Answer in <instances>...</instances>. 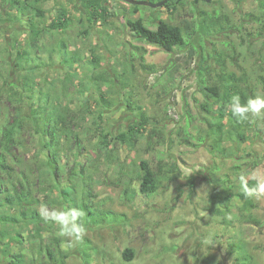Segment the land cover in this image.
Returning <instances> with one entry per match:
<instances>
[{"label":"rangeland","instance_id":"obj_1","mask_svg":"<svg viewBox=\"0 0 264 264\" xmlns=\"http://www.w3.org/2000/svg\"><path fill=\"white\" fill-rule=\"evenodd\" d=\"M26 3L29 9L36 5L31 0ZM78 4V0H47L41 4L45 16L35 17L31 21V11L20 13L19 19H15L18 5H12L10 0H0V115L2 110L12 108L9 100L2 96L11 90L5 83V77L17 61V52L28 49L34 58H40L45 67L32 71L30 76L36 80L38 88L49 90L64 74L63 69L58 66L57 50L59 42L65 39L69 52L79 50L82 54V61L76 67L80 79L86 82L87 90L91 89L88 78L92 74L93 53L100 57L102 67L114 66L123 72L134 51L132 45H145L149 51L146 61L162 67L158 74H152L143 70L135 60V74L130 78L127 89L122 92L120 84L116 87L113 83L103 85L107 98L112 102V109L105 115V120L113 132L124 130L128 116L133 113V109L126 106L128 100L135 102V112L143 110L157 125L165 124L168 133L187 124V112L199 122L200 104L204 101V95L196 74L197 64L202 58L201 53L207 55L214 53L216 48L225 49L223 41L227 39L224 35L204 37V48L201 47L204 50H201L200 44L198 50L193 52L177 50L172 57L176 65L171 67L169 53L136 40L127 24L128 19L143 17L151 28H155L151 25L154 11L148 6H140L136 11L127 2L108 0L110 12L106 20H97L93 24L75 21L66 31L49 29L51 21L63 7L72 12L75 19L78 18L79 13L75 8ZM174 5L175 9L172 11H168L167 7H162L159 11L162 18L174 25H179L183 20L198 25L201 10L222 17L228 15L234 21H238L243 12L258 10L255 0L239 3L236 0H212L196 4L193 0H186L185 4ZM32 25L44 28L36 46L30 41L29 30ZM9 49L13 50L12 57L8 56ZM253 60L247 57L240 62L251 71ZM208 62L212 63L210 59ZM228 64L230 70L241 73L239 68ZM161 72L164 75H160ZM258 72L264 73V66ZM251 73L255 76L252 71ZM69 93V96L79 97L73 86ZM20 121L23 125L19 136L24 147L18 151L22 158L18 168L28 172L35 168L34 156L38 144L34 136H31V122L26 117ZM205 126L203 123H194V134ZM258 126L260 132L257 134L250 131L247 141L225 143L231 146L229 156L219 151L211 152L209 139L207 143L195 140L196 145L180 144V137L173 133L174 143L169 145L168 160L178 162L180 176L173 183H164L150 196L140 192L139 184L136 183L132 199L125 197V181L128 178L122 174L121 168L134 169L133 165L138 166L142 160H148L152 166H156L158 153L147 149V137L143 136L135 149L118 146L116 153L120 161L115 163L109 164L103 151L92 150L89 156L84 151L82 163L88 164V169L94 176L92 199L99 207L116 212V220L88 227L83 237L87 244L81 245L78 242L73 246L60 234L59 227L49 220L50 228L44 234L45 239L50 241L52 236L60 238L61 249L68 253L67 264H237L236 254L229 246L232 242L244 243L255 263L264 264V118L258 120ZM205 134V130L201 131L202 137ZM235 146L238 152L235 151ZM73 165L70 162L62 170L63 176L59 182L63 187H68L79 179L80 171L73 170ZM223 179L234 183V197L229 209L210 198L211 192ZM192 180L193 187L190 184ZM249 180L255 181L249 192L257 206L245 211L239 192L244 190ZM4 187H8V183ZM41 198L45 202L39 210L65 209L60 203L47 201L44 196ZM254 217L259 223L251 220ZM126 248H132L135 252L132 261H126L123 257ZM23 250L27 255V264H46V260L33 251L32 244L28 243ZM18 251L20 249L15 246L14 252Z\"/></svg>","mask_w":264,"mask_h":264},{"label":"trees","instance_id":"obj_2","mask_svg":"<svg viewBox=\"0 0 264 264\" xmlns=\"http://www.w3.org/2000/svg\"><path fill=\"white\" fill-rule=\"evenodd\" d=\"M10 1L12 5H18L17 14H14L15 19H19L20 13L30 11L31 21L35 17L45 16L41 4L47 0H31L36 3L31 9L26 3L29 0ZM78 1L80 4L75 7L79 13L78 18L75 19L72 12L63 7L51 21L49 29L66 31L75 21L78 23L87 21L93 24L97 20L108 18L110 12L108 0ZM236 1L239 3L244 0ZM255 1L258 10L243 12L238 21H234L228 15L222 17L201 10V21L198 25L189 20L174 25L161 17L159 11L162 7L153 9L151 25L155 28H151L143 17L127 20L136 40L169 53L171 67L176 65L172 57L177 50L193 52L198 50L200 45V48H204V37L216 38L224 35L227 39L223 41L225 49L216 48L214 53L207 55L201 53L202 58L197 64L196 74L202 86L204 101L200 104L199 122L187 112V124L174 130L173 133L180 137V144L196 145L195 140L207 143L209 139L211 152L219 151L229 156L231 146L225 143L228 141L243 143L249 139L250 131L257 134L260 132L258 120L261 118L252 122L238 121L233 117L229 107L233 95L238 94L243 103L257 93H264V73L258 72V69L264 66V0ZM185 2L186 0H169L163 7L172 11L175 9V3L185 4ZM193 2L208 3L203 0H193ZM130 7L138 11L140 5L130 4ZM43 30L44 28L38 25H32L29 33L33 46H36L40 40ZM132 47L134 51L123 72L114 66L102 67L100 57L93 53L92 74L88 78L91 89L88 90L85 80L80 79L76 67L82 61V54L79 50L69 52L65 39L59 42L57 50L58 66L63 69L64 74L49 90L38 88V83L30 76L32 71L45 67L42 66L40 58L37 56L34 58L28 49L17 52V61L5 77V83L11 87V90L5 96L2 94L3 98L9 100L12 108L2 110L0 115V264H27V255L23 249L28 243L32 244L33 251L46 260V264H67L68 253L61 249L60 238L52 236L50 241L45 239L44 234L50 227L49 220L44 219L39 210L45 202L41 196L47 201L60 203L64 208L74 207L84 211L86 229L92 225L116 220V212L99 207L92 199L94 176L89 171L88 164L82 163L81 157H84V151L88 156L92 150L103 151L106 161L109 164L115 163L120 161L116 153L118 146L135 149L140 144L141 138L147 137V149L158 153L156 166H152L148 160H142L138 166L133 165L134 169L121 168L122 174L128 178L124 188L126 199L134 198L133 187L136 183L139 184L140 192L150 196L164 183H173L180 176L178 162L168 160L169 145L170 143L172 145L174 140L173 133H168L165 124L157 125V122L151 121L143 110L139 113L135 112V102L131 100L127 101L126 106L133 109V113L128 116L124 130L119 133L113 132L105 120V115L112 109V102L107 98L103 85L113 83L116 87L120 84L122 92L127 89L130 78L135 74V60L143 70L152 74L162 71L161 66L146 61L149 51L145 45H132ZM202 48L201 50H204ZM9 53L8 56L12 57L13 50L9 49ZM247 57L254 59L251 71L255 76L240 62ZM209 59L212 63L208 62ZM228 63L239 68L241 73L230 70ZM160 75H164L163 72ZM71 86L74 87L78 98L69 96ZM24 117L31 122V136H34L38 144L34 156L35 168L28 172L18 168L22 163L18 151L24 147V142L19 136V130L23 125L20 120ZM196 122L206 126L200 127L199 132L194 134L193 126ZM203 130L206 131L204 137L201 136ZM235 147V151L238 152L237 146ZM70 162L74 164L73 170L80 171L79 179L73 181L70 186L63 187L59 179L63 176L62 170ZM5 183H8V187H4ZM190 184L193 187V180ZM252 184H255V181H247L245 188L249 191ZM233 185L234 183L228 179L220 180V184L211 192V200L221 202L229 209L234 197ZM245 188L239 192V196L243 200V209L248 211L257 204L252 195L245 194ZM251 220L259 223L255 217ZM84 241L83 238L79 243L86 245ZM15 246L20 251L14 252ZM229 246L236 254L237 264H256L244 243L232 242ZM134 256L135 252L132 248H126L123 252L126 261H132Z\"/></svg>","mask_w":264,"mask_h":264},{"label":"clouds","instance_id":"obj_3","mask_svg":"<svg viewBox=\"0 0 264 264\" xmlns=\"http://www.w3.org/2000/svg\"><path fill=\"white\" fill-rule=\"evenodd\" d=\"M229 107L233 117L241 122H252L254 119L264 118V93H257L243 103L238 94L233 95ZM245 194L251 195V192L245 188ZM40 212L44 219L50 220L59 227L60 234L67 238L70 246L82 241L86 234L84 211L69 207L53 210L42 208Z\"/></svg>","mask_w":264,"mask_h":264},{"label":"water","instance_id":"obj_4","mask_svg":"<svg viewBox=\"0 0 264 264\" xmlns=\"http://www.w3.org/2000/svg\"><path fill=\"white\" fill-rule=\"evenodd\" d=\"M121 1L127 2L131 5H140V6H148L151 8H159L167 4L169 0H161L159 2H152L151 0H121ZM203 1L211 2L212 0H203Z\"/></svg>","mask_w":264,"mask_h":264},{"label":"bare ground","instance_id":"obj_5","mask_svg":"<svg viewBox=\"0 0 264 264\" xmlns=\"http://www.w3.org/2000/svg\"><path fill=\"white\" fill-rule=\"evenodd\" d=\"M151 8V7H150ZM160 8V7H159ZM152 9H156V8H152Z\"/></svg>","mask_w":264,"mask_h":264}]
</instances>
